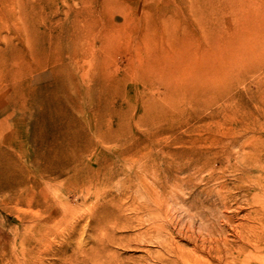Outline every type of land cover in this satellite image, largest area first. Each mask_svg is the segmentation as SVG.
<instances>
[{"label":"rangeland","instance_id":"374dc122","mask_svg":"<svg viewBox=\"0 0 264 264\" xmlns=\"http://www.w3.org/2000/svg\"><path fill=\"white\" fill-rule=\"evenodd\" d=\"M262 7L264 0H0V161L15 174L39 175L36 192L20 188L21 200L14 198L19 188L0 193V264H162V258L174 259L160 241L173 238L190 248L160 210L158 224L168 233H159L140 209L147 193L140 170L163 148L192 152L209 141L220 145L214 139L220 124H264ZM70 30L83 45L69 59L56 49L73 55ZM110 40L115 54L108 59ZM106 60L108 66L101 63ZM168 71H181L179 83ZM159 107L163 113L153 122ZM186 119L192 129L175 144L173 133ZM46 121L67 126L62 144L69 161L91 150L115 178L84 189V165L63 176L42 175L58 163L45 159L57 139ZM73 134L75 140L67 138ZM103 141L111 144L100 148ZM227 151L236 165L235 149ZM176 212L178 228L191 222Z\"/></svg>","mask_w":264,"mask_h":264},{"label":"bare ground","instance_id":"6f19581e","mask_svg":"<svg viewBox=\"0 0 264 264\" xmlns=\"http://www.w3.org/2000/svg\"><path fill=\"white\" fill-rule=\"evenodd\" d=\"M83 32L84 31H79L78 33ZM76 34L75 31H68L67 40L71 41L75 47L73 55L70 54L66 47H61L60 49H56V53L59 56L69 59L70 57H76V52L80 50L79 47L82 44H80V41H82L81 36L75 38ZM105 38L106 37H104V39ZM217 41L218 40H216V42ZM106 42H108V40ZM227 42L230 43V41ZM111 43L113 44L110 40L108 43V48H110V53H107L109 55L108 59H111L110 57L115 54L114 49L111 48L113 46ZM89 44L90 41L88 45ZM216 46L215 48L218 50V46ZM106 48L107 46L104 47V49ZM94 54L96 55L95 51ZM163 54L166 55L165 52ZM146 56L148 57V55ZM160 56L162 58L163 55ZM175 57L178 56L175 55ZM104 58L105 55L103 59ZM156 58L158 57L156 56ZM178 58L177 60L174 59L175 62L178 61ZM154 59L152 60L154 61ZM171 59H173V57H171ZM100 60L101 59L98 61ZM166 60L164 59V62ZM98 61L95 63H99L100 65V62ZM69 62L67 66L69 65ZM160 62L162 64L161 60ZM185 62L189 64V62ZM101 63L107 65L108 60H106V62L101 61ZM187 64L186 66L182 63L179 65L184 66L181 68L185 69ZM148 65L147 69L150 71L149 68L152 66L148 68ZM99 67H103V64ZM170 71H173V69ZM167 73H169V71ZM167 73L165 74L167 75ZM171 73H169V75ZM178 73H181V71H177V74ZM150 74L146 73L148 76ZM177 74H175V77ZM204 74L202 72V74H200L201 77H203ZM169 75L165 77L168 78ZM195 77L197 76L195 75ZM195 77L192 78L197 79ZM201 77L200 79L202 80ZM176 79L178 81L177 77ZM194 79H192L193 82ZM174 81L176 80L174 79ZM196 81L197 80H195V82ZM198 84H196V86ZM96 86L99 89L105 87L104 79L102 78L98 80ZM165 87L167 88V86ZM180 93L182 94V92ZM193 100H195V98ZM155 105L156 104L153 106ZM150 109L152 108L150 107ZM155 111L156 115L153 117V122L163 113V111L161 113L160 107L156 108ZM191 123V121L186 119L184 123L179 126L177 132L173 133V143L179 144L182 142V135L186 134V132L188 133L192 129V126H190ZM251 123L252 122H250V124ZM45 124L51 132V135L57 137V139H54L55 143H52L50 145L51 147H47L45 159L50 162L51 159L55 158L58 163L56 168L51 166L50 168H44L41 172L42 175L51 176L57 173L59 176H63L68 173L69 169L79 172L81 166L84 165L87 169L86 175H84L82 179L84 189L88 184L93 187L102 186L106 184V182L115 178L116 174L114 170L108 166V162L101 160L97 161L96 157L90 156V154H92L91 150H83L80 154H77L69 161L70 154H68L64 144H62L66 141L67 126H62V124L55 121L50 123L49 121H46ZM252 125L253 126H225L220 124L217 126V137L214 138L215 140L219 138L218 142H220V145H213V140L212 142L209 141L203 150L192 152L183 150L171 151L163 148L161 155H152L148 157L150 158L148 164L146 163L142 170H140L141 172L146 173V175L138 179L140 184H145L147 187V193L142 196V198H145L146 203L143 205L141 204L142 208L140 209L147 213L152 227L160 226L158 224L159 218L164 216L167 227L169 226L172 229H177L179 237L186 240V242L191 245L190 248L181 246L175 242V239L173 238L168 239L170 242L167 240L166 242L161 243L160 241V245L166 247L167 252L174 259V261H172L170 258H162V264H171L170 262H173V264H256V261L257 264H264V256L261 254L262 250L264 251V138L262 137L264 134V124L252 123ZM246 132H251L252 136L250 135V138L244 139ZM75 137L76 135L73 134L67 138L75 140ZM102 143L100 148L107 147L108 144H111L110 141H103ZM168 146L170 145H166V147ZM228 146L229 148L232 146L235 149L233 153L236 157V165H232L229 160V153L227 151ZM91 162H93V165H91L93 167L89 168ZM228 176L229 179H227ZM38 177V174L34 177L27 176L23 173L15 174L10 163L0 161V193L6 190H12L14 187L20 189L22 186L27 187L32 192H36ZM22 191V189L19 191L16 189L14 191V198L21 200ZM173 206H180L179 211L176 208L177 212L184 213L185 217L191 219V222H189L187 226L185 225L178 228L180 220H177V216H175V207ZM157 210H160L159 213L161 216L155 214L158 212ZM243 212H246V214H244V216L242 215L243 217H240V214ZM197 224L199 226H197ZM158 229L161 234L165 232L168 233V229L164 226H160ZM229 237H233V240H229Z\"/></svg>","mask_w":264,"mask_h":264}]
</instances>
